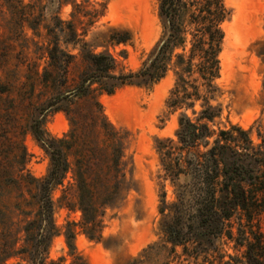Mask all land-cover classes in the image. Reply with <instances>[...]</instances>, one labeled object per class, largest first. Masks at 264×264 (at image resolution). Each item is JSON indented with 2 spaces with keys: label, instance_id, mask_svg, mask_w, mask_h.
<instances>
[{
  "label": "rangeland",
  "instance_id": "1",
  "mask_svg": "<svg viewBox=\"0 0 264 264\" xmlns=\"http://www.w3.org/2000/svg\"><path fill=\"white\" fill-rule=\"evenodd\" d=\"M160 1L0 0V264H40V258L45 264H134L149 247L154 249L146 264H245L248 244L264 262V196L257 198L256 209L236 212L227 229L233 239L220 238L215 252L193 260L184 248L173 252L164 244L160 206L164 193L168 204L176 200L177 187L166 177L156 141H176L180 117L196 120L202 111V101L194 109L167 105L179 72L175 56L189 52L190 36L186 51L174 52L157 84L125 85L112 95L94 84L90 98L65 103L68 111L46 109L93 73L88 54L113 56L114 76L138 73L164 36ZM224 3L231 15L222 26L221 73L210 101L219 115L210 124L215 135L208 141L212 145L220 130L237 126L264 146V0ZM97 101L124 139L126 184L100 210L95 237L89 238L75 187L77 159L70 153V171L51 194L52 224L42 239L45 221L29 176L48 175L46 143L68 136L72 118L80 119L83 133L100 130L89 119ZM35 120L44 141L33 134ZM206 149L200 143L194 150ZM178 184L185 185V178ZM69 230L75 234L74 252L67 243Z\"/></svg>",
  "mask_w": 264,
  "mask_h": 264
},
{
  "label": "trees",
  "instance_id": "2",
  "mask_svg": "<svg viewBox=\"0 0 264 264\" xmlns=\"http://www.w3.org/2000/svg\"><path fill=\"white\" fill-rule=\"evenodd\" d=\"M230 15L224 0H161L164 36L138 73L114 76L113 56L88 54L93 73L72 94L58 97L46 108L66 112L65 103L90 98L94 84H100L109 95L125 85H155L165 78L174 52L180 48L186 51L188 37H191L189 52L175 56V67L179 72L167 105L174 110L194 109L196 103L202 101V111L196 120L183 114L176 141L157 140L156 150L166 177L177 187L176 200L168 204L164 193L160 206L164 244L170 245L173 252L177 247L184 248L193 260L215 252L217 241L223 236L233 239L232 234L227 233L228 223L239 210L256 209L257 198L264 196V146H256L250 132L233 126L230 130H220L212 145L208 141L215 135L210 124L219 115V110L210 101L218 89L216 80L221 73L220 55L225 39L222 26ZM260 55L264 57V42ZM95 108L91 109L89 119L93 127L100 130L83 133L80 119L72 118L73 129L68 136L46 140L45 149L51 162L48 175L43 179L29 176L31 182L27 184L34 187L40 198V212L45 221L42 222V239H46L47 228L52 224L51 194L62 185L70 171V153L77 159L75 187L84 217L83 229L89 238L95 237L100 210L108 206L126 184L122 163L124 139L103 115L98 101ZM32 130L38 140H45L40 121L35 120ZM200 143L207 148L204 152L194 150ZM181 178H185V185L178 184ZM66 238L74 252V232L69 230ZM153 249H146L138 263H149L146 257ZM245 260V264H264L251 244H248ZM40 264H45L43 258H40Z\"/></svg>",
  "mask_w": 264,
  "mask_h": 264
},
{
  "label": "water",
  "instance_id": "3",
  "mask_svg": "<svg viewBox=\"0 0 264 264\" xmlns=\"http://www.w3.org/2000/svg\"><path fill=\"white\" fill-rule=\"evenodd\" d=\"M72 94V93H71Z\"/></svg>",
  "mask_w": 264,
  "mask_h": 264
}]
</instances>
